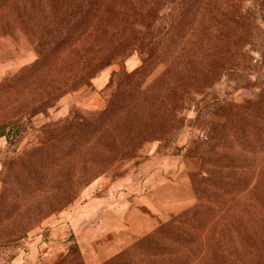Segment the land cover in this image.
Returning a JSON list of instances; mask_svg holds the SVG:
<instances>
[{
  "label": "trees",
  "instance_id": "trees-1",
  "mask_svg": "<svg viewBox=\"0 0 264 264\" xmlns=\"http://www.w3.org/2000/svg\"><path fill=\"white\" fill-rule=\"evenodd\" d=\"M244 1L0 0V36L16 27L36 53L13 74L16 85L33 81L40 89L37 99L0 116V136L8 143L27 131L30 115L89 83L103 66L117 65L104 86L102 107L72 105L63 116L31 127L58 148L4 157L25 160L28 171H17V187H0L3 242L23 237L96 176L116 175L144 141L166 139L167 126L180 118L179 99L189 105L221 73L234 77L254 70L252 51L264 61V0ZM131 53L139 63L127 71L124 59ZM5 86L0 84V93ZM244 104L217 100L208 116L197 109L205 138L190 139L181 150L194 164L188 174L196 203L97 264H264V85ZM64 240V251L39 261L85 264L70 233Z\"/></svg>",
  "mask_w": 264,
  "mask_h": 264
},
{
  "label": "rangeland",
  "instance_id": "rangeland-1",
  "mask_svg": "<svg viewBox=\"0 0 264 264\" xmlns=\"http://www.w3.org/2000/svg\"><path fill=\"white\" fill-rule=\"evenodd\" d=\"M244 4L247 5L248 0ZM2 33L0 84H6V90L0 93V116L8 117L37 99L40 89L35 88L33 81H27L31 83L29 87H17L18 78L16 75L13 77L18 68L35 59L36 53L31 42L16 27H7ZM251 54L256 64L254 70L247 74H235L234 77L221 73L212 85L194 94V100L189 105L179 99L180 118L167 126L169 132L166 139L161 142L154 138L144 141L137 156L121 161L116 175L108 171L96 176L80 189L72 201L48 215L23 237L3 242L7 229L1 220L0 264H42L39 256L46 263L55 254L64 251V238L69 233L85 264H97L135 237L151 230L160 221L196 203L188 174L194 164L183 159L181 150L190 139L205 138L206 129L196 124L198 108L201 115L208 116L211 114L210 105L217 100H229L245 106V101L254 98L259 87L264 85L262 56L258 51H252ZM138 63L136 54L131 53L124 59V68L130 71ZM115 68L116 64L103 66L90 77L89 83H82L65 92L45 111L30 115L29 120L25 119L29 125L27 131L14 144L0 136V187L3 185L8 191L17 187L13 182L14 178H20L17 171H28L25 160L22 163L5 162L6 155L18 152L20 158H24L35 155L39 148L56 149L60 145H54L56 141L51 144L45 134L37 137L31 127L63 116L72 105L102 107L104 86ZM160 69V64L154 67L144 83ZM50 78L49 81H52ZM11 170L9 177L2 174L3 171ZM156 219L160 221L156 222ZM154 222L155 225L150 228ZM45 229L47 233L43 239ZM121 229L126 231L117 234Z\"/></svg>",
  "mask_w": 264,
  "mask_h": 264
},
{
  "label": "crops",
  "instance_id": "crops-1",
  "mask_svg": "<svg viewBox=\"0 0 264 264\" xmlns=\"http://www.w3.org/2000/svg\"><path fill=\"white\" fill-rule=\"evenodd\" d=\"M158 221H160V220L159 219H156V222H158ZM156 222L152 223L151 226H150V228L153 227ZM125 231L126 230L121 229V230H119V232L117 234L124 233Z\"/></svg>",
  "mask_w": 264,
  "mask_h": 264
}]
</instances>
